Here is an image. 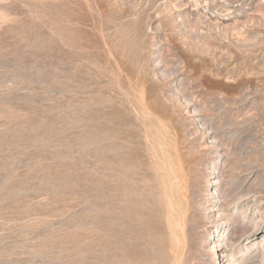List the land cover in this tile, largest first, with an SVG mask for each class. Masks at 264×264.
<instances>
[{
    "label": "rangeland",
    "instance_id": "1",
    "mask_svg": "<svg viewBox=\"0 0 264 264\" xmlns=\"http://www.w3.org/2000/svg\"><path fill=\"white\" fill-rule=\"evenodd\" d=\"M0 264H264V0H0Z\"/></svg>",
    "mask_w": 264,
    "mask_h": 264
},
{
    "label": "bare ground",
    "instance_id": "2",
    "mask_svg": "<svg viewBox=\"0 0 264 264\" xmlns=\"http://www.w3.org/2000/svg\"><path fill=\"white\" fill-rule=\"evenodd\" d=\"M221 256H223V255H221Z\"/></svg>",
    "mask_w": 264,
    "mask_h": 264
}]
</instances>
